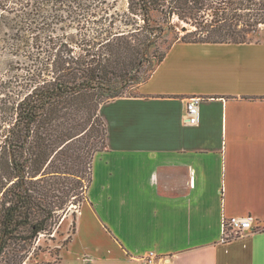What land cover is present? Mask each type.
<instances>
[{"label": "crops", "instance_id": "crops-1", "mask_svg": "<svg viewBox=\"0 0 264 264\" xmlns=\"http://www.w3.org/2000/svg\"><path fill=\"white\" fill-rule=\"evenodd\" d=\"M193 96L197 125L184 121ZM99 114L106 146L92 182L105 160L109 241L58 264H140L148 250L162 264H264V27L245 42L174 41L133 94ZM246 214L255 229L221 240L223 218Z\"/></svg>", "mask_w": 264, "mask_h": 264}, {"label": "trees", "instance_id": "trees-1", "mask_svg": "<svg viewBox=\"0 0 264 264\" xmlns=\"http://www.w3.org/2000/svg\"><path fill=\"white\" fill-rule=\"evenodd\" d=\"M117 3L0 0V53L18 69L0 80V264H54L38 261L52 254L40 238L53 240L87 201L106 146L99 107L145 79L151 11L194 19L181 26L183 42H245L264 25V0H128L125 11ZM136 32L144 37L135 41Z\"/></svg>", "mask_w": 264, "mask_h": 264}, {"label": "rangeland", "instance_id": "rangeland-1", "mask_svg": "<svg viewBox=\"0 0 264 264\" xmlns=\"http://www.w3.org/2000/svg\"><path fill=\"white\" fill-rule=\"evenodd\" d=\"M111 1V0H109ZM128 0H118L117 6L121 10L127 9ZM138 12V11H137ZM133 17V15H130ZM119 18V17H118ZM135 18V17H134ZM194 19L190 20L187 19L185 22L179 19L175 14L169 16H165V11H151L148 20V29L145 31L146 36H149V45L146 47V59L142 68H140L139 75L143 76L145 74V78L149 74L152 68H149L150 65L153 67L158 62V59L161 55L165 52V50L177 40L183 32L181 31V26H185L186 28H193L192 22ZM120 20H116V23L121 24ZM139 22H143L141 18L138 20ZM264 27L263 24L259 25V30ZM258 30V31H259ZM257 31V32H258ZM142 32V31H141ZM256 32V33H257ZM255 33V34H256ZM144 37V34H140L139 32L134 33L132 36L135 41H137L138 37ZM152 38V39H150ZM253 36L250 37V39ZM3 54V55H2ZM0 80L6 78V76L12 75L16 72L17 68H11L10 61L11 60L9 55H4V53H0ZM148 67V68H145ZM147 72V73H146ZM137 84H131L124 90L123 95H130L136 91ZM106 164L105 160L97 159L95 165V175H93V182L91 187L88 191V200L94 203V207H91L87 201L81 205V212L78 215L77 209H71L66 216V218L62 221L61 225L58 227L56 233L54 234V239L45 241L44 238H40L39 243L43 246L47 244L49 250L52 252L42 253L38 259V261H52L54 264H58L61 261V258H72L74 253L75 257L80 255L81 249H83L84 245L87 242H94V241H102L108 242L109 237L105 236L103 233L100 232L101 230V221H104V217L102 216L101 211L103 212L106 210L104 208L106 197L104 190L101 189L103 182L106 183V179H109V173L106 172ZM87 195V193L85 194ZM75 210V218L72 215L73 211ZM75 223V231L71 233L72 223ZM71 233L73 241L68 247V250L62 253V249L65 247L63 246L62 242L67 238V236ZM46 242V244L44 243ZM60 246V251L58 252L59 256L55 254L56 248ZM70 248V249H69ZM74 252V253H73ZM62 256V257H61ZM58 257H60V261H57ZM34 259H28L25 264L34 263Z\"/></svg>", "mask_w": 264, "mask_h": 264}, {"label": "built area", "instance_id": "built-area-1", "mask_svg": "<svg viewBox=\"0 0 264 264\" xmlns=\"http://www.w3.org/2000/svg\"><path fill=\"white\" fill-rule=\"evenodd\" d=\"M201 98L197 96L190 97L185 106L184 121L189 125H197L200 120L199 102ZM254 217L251 214L233 215L224 217L222 220V239L230 240L253 231ZM140 264H162L164 257L157 254L153 250H148L139 258Z\"/></svg>", "mask_w": 264, "mask_h": 264}]
</instances>
